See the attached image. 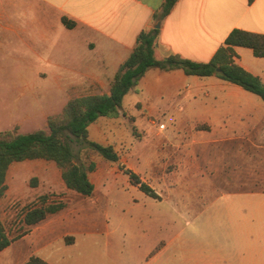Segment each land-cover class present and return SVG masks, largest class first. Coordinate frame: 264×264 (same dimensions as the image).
<instances>
[{"label":"crops","instance_id":"obj_1","mask_svg":"<svg viewBox=\"0 0 264 264\" xmlns=\"http://www.w3.org/2000/svg\"><path fill=\"white\" fill-rule=\"evenodd\" d=\"M162 4L163 0H0V55L16 64L41 65V76L49 72L58 83L62 77L57 71L77 72L67 86L78 97L108 94L109 83L134 48L138 34L156 23L159 35L154 54L160 59L173 53L208 62L233 29L264 34V0H176L159 20L155 16ZM62 18L73 26H64ZM233 49L235 63L264 81V58L254 57L249 48ZM131 92V104L140 115H205V128L200 130L207 136L187 142L199 150L198 169L188 170L178 182L200 180L214 197L249 202L243 205L246 216L264 206L254 205L264 199V189L248 186L264 184V115H249L264 109L259 97L215 76L156 68L147 70ZM173 212L170 208L169 215L168 210L157 214L160 225L152 223L153 229L146 219L144 224L117 226L112 231L95 223L93 208L60 212L57 223L67 220L69 230L47 240L51 227L41 226V249L70 237L64 245L72 249L71 259L58 263L54 255L41 258L49 264H264V255L255 254L257 249L264 254L263 239L252 243L246 237L234 243L235 254L229 258L205 244L192 253L187 244L175 246ZM254 227L245 226L250 232ZM260 232L264 237V228Z\"/></svg>","mask_w":264,"mask_h":264},{"label":"rangeland","instance_id":"obj_2","mask_svg":"<svg viewBox=\"0 0 264 264\" xmlns=\"http://www.w3.org/2000/svg\"><path fill=\"white\" fill-rule=\"evenodd\" d=\"M154 57L160 59L158 54ZM24 58L34 61L32 57ZM46 74L47 77L41 76V65L16 64L14 59L0 55V133L47 130V117L59 115L67 99L74 97L67 84L70 76H78L77 72L57 71L56 74L62 77L61 83L50 77L51 73ZM132 98L131 91L124 96L118 116L100 118L88 127L91 140L112 145L119 155V160L111 163L91 153L96 163V169L89 174L94 185L91 196L68 190L53 162L36 159L10 164L5 192L0 199V221L11 243L0 252V264H22L31 256L41 258L43 254L54 255L58 263L69 262L72 249L64 244L71 238L63 237V244L55 241L41 249V226L51 227L47 240H53L70 228L67 220L57 223L60 212L73 214L82 207L93 208L95 223L110 231L117 226L144 224L146 219L150 227L152 223L159 226L161 218L157 214L168 210L169 215L172 208L175 246L187 244L191 253L199 244H205L207 248L216 247L222 256L229 258L235 254L234 243L246 237L252 243L264 240L260 232L264 228V206H257H262L264 199L255 201L258 209L246 216L243 205L247 206L249 202L214 197L208 185L200 180L178 182L181 175L189 174L188 170L196 172L198 169L199 150L187 142L207 136L206 131L200 130L205 128L202 121L205 115L201 112L140 115L131 104ZM249 115H264L263 106ZM160 124L164 125L163 129L158 128ZM123 169L136 173L161 199H152L131 185ZM248 186L264 189V184ZM42 196H45L46 204L61 203L64 207L43 222L28 227L22 220L24 212L41 205ZM247 225H254L253 231H246ZM127 243H130L129 239ZM255 254L264 255L260 249Z\"/></svg>","mask_w":264,"mask_h":264},{"label":"trees","instance_id":"obj_3","mask_svg":"<svg viewBox=\"0 0 264 264\" xmlns=\"http://www.w3.org/2000/svg\"><path fill=\"white\" fill-rule=\"evenodd\" d=\"M175 1L163 0L161 12L155 17L163 19ZM252 1L247 0L248 3ZM62 23L67 28L73 26V22L66 18H62ZM158 35L159 29L154 28L138 34L134 48L114 73L108 94L83 95L69 99L59 115L47 117V130L39 129L23 134L0 133V199L5 192V178L10 164L36 159L53 162L60 170L61 179L68 190L81 196H91L94 185L89 179V174L96 169L91 153L111 163L117 162L119 155L112 145L91 140L88 127L100 118L118 116L124 96L151 68L162 71L181 69L189 76H215L239 86L264 102V81L247 72L233 59L236 56L234 47L249 48L254 57L264 58V34L233 29L208 62L191 61L173 53L163 59H156L154 50ZM75 146L78 147L76 150ZM123 173L128 176L129 183L142 193L152 199H159L155 190L136 173L129 169H123ZM41 200V205L28 208L24 212L22 220L26 226H35L64 207L61 203L46 204L45 196H42ZM10 243L11 240L0 221V252ZM22 264L49 263L37 256H31Z\"/></svg>","mask_w":264,"mask_h":264},{"label":"water","instance_id":"obj_4","mask_svg":"<svg viewBox=\"0 0 264 264\" xmlns=\"http://www.w3.org/2000/svg\"><path fill=\"white\" fill-rule=\"evenodd\" d=\"M154 28H155V29H158V28H159V23H156V24L154 25Z\"/></svg>","mask_w":264,"mask_h":264},{"label":"built area","instance_id":"obj_5","mask_svg":"<svg viewBox=\"0 0 264 264\" xmlns=\"http://www.w3.org/2000/svg\"><path fill=\"white\" fill-rule=\"evenodd\" d=\"M158 128H159V129H163V128H164V125H163V124H160V125L158 126Z\"/></svg>","mask_w":264,"mask_h":264}]
</instances>
